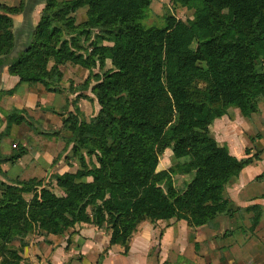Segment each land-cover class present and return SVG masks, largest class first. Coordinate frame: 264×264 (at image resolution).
<instances>
[{"label": "trees", "instance_id": "1", "mask_svg": "<svg viewBox=\"0 0 264 264\" xmlns=\"http://www.w3.org/2000/svg\"><path fill=\"white\" fill-rule=\"evenodd\" d=\"M20 1L0 3V98L5 65L21 81L57 91L60 64L71 62L89 69L80 86L92 85L100 108L63 116L78 168L51 174L60 192L51 179L8 178L2 164L27 148L18 143L5 153L1 142L13 125L37 119L0 105V264H21L33 233L61 234L80 221L126 246L140 220L185 218L196 226L229 213L225 186L248 160L231 154L210 126L230 107L249 116L264 96V0H173L193 16L169 14L163 26L143 21L151 0H45L31 42L11 58V14L23 9ZM167 148L175 163L159 170ZM175 175L189 176L182 188Z\"/></svg>", "mask_w": 264, "mask_h": 264}, {"label": "crops", "instance_id": "2", "mask_svg": "<svg viewBox=\"0 0 264 264\" xmlns=\"http://www.w3.org/2000/svg\"><path fill=\"white\" fill-rule=\"evenodd\" d=\"M44 5L45 0H24L23 9L11 14L14 52L25 49L31 42ZM60 68L64 73L60 89L47 91L10 74L8 65L3 67L1 88L13 92L5 93L1 106L24 107L37 119L36 126L42 125L37 133L25 138L20 132L21 125L15 124L10 136L2 140L1 149L5 153L12 152L18 143L27 148L15 162L2 164L8 178H45L78 168L76 163L67 164L66 155H69L71 144L60 155L68 132L54 130H61L63 116L73 111L72 100L79 98L81 105L91 100L97 109L99 106L97 100L91 99L94 96L91 85L89 88L80 86L88 77V69L70 63ZM79 71L84 72L81 80L76 76ZM47 130L51 136L58 134L52 136L54 140L40 141L41 136L49 134ZM211 130L231 154L248 160L239 175L225 186V196L231 201L229 213L218 214L212 221L196 226L190 225L185 218L140 220L127 247L112 244L110 230L92 221H80L61 234L28 236L21 264H264V96L259 98L256 110L249 116L234 109V113L215 118ZM33 141H40L39 146H44L42 151H34ZM38 160L48 163L45 172L24 175L29 167L37 171Z\"/></svg>", "mask_w": 264, "mask_h": 264}, {"label": "rangeland", "instance_id": "3", "mask_svg": "<svg viewBox=\"0 0 264 264\" xmlns=\"http://www.w3.org/2000/svg\"><path fill=\"white\" fill-rule=\"evenodd\" d=\"M0 3H2L4 5H20L21 1L20 0H0ZM23 3H24V0H23ZM169 14L170 15H173L177 19L188 20L189 18H191L193 16V10L190 9V8H188L187 6H184V5H181L179 3L174 2L173 0H151V3H150V5H149V7H148V9L146 11V15L143 18V21H144V23H146L148 25L163 26L165 24L166 15H169ZM12 28H13V26H12ZM94 39H95V37H94V34L93 33L89 34L87 37H83V39L81 40V42H82V45L84 46V48L85 47L86 48L87 47L88 48H91V42H93ZM67 63L74 64V63H71V62H66V63L60 64V66H63L64 64H67ZM74 65H80V64H74ZM80 66H82V65H80ZM111 66H112V61H111V59L108 58L106 60V67L105 68H109ZM82 67H84V66H82ZM84 68H86V67H84ZM86 69H88V68H86ZM68 70L70 71V69H67V71ZM78 73L79 74H77L76 76H77L78 80H81L84 72L79 71ZM92 84H94V83H92ZM4 96H5V91L3 92V95H1L0 105H1V102H3ZM93 98L95 100H97V97L95 95L93 96ZM78 99L72 100L73 101V104H71V106L73 107V111L75 113H78V115H79L80 118H82L84 116L89 117L90 115H92L94 112H96L100 108V104L99 103H98L99 108L97 109V105L94 102H92L91 100H88V101L84 102L81 105V104L78 103V101H79ZM68 105H69V103H68ZM82 106H83V109L81 108ZM10 108L11 107L6 108V109H10ZM233 108L234 107H230L227 110V113H234V109L235 110H239L238 107H235L234 109ZM44 110H46V109L44 108L43 111ZM63 113H65V112H63V110H60V114L63 115ZM68 115H69V113L67 112L66 116H68ZM31 122L32 121H30V122H23V123L19 124V125H21L20 132L23 133L22 135H24L25 138L27 137V135L28 136H33V132L37 133L38 132L37 130H39L40 129V126H42V125L38 124V127H37L36 124L34 125V123L32 124ZM4 126H5V124H4ZM3 129H4V127H1L0 128V131H2ZM62 130L67 131L68 132V136H69V134H71L70 131L67 130V129H63L62 128L60 131H62ZM210 132L213 135L212 130H211V126H210ZM58 133H54V134H52V136H56ZM9 136H10V134L7 137H9ZM52 136H51L50 133L49 134H45V135H43V136L40 137V141L45 140V139H47V140H50V139L54 140V138ZM7 137L3 138V140L6 139ZM67 137L64 138V142L60 138L61 141L63 142V144H62L63 146L61 148L60 155H63V153H65V150L69 147L68 146L66 148ZM40 141L38 143H35V141L32 142L34 151L36 149L41 150V147H44V146H41V147L39 146L40 145ZM72 145L73 144H71V149L69 150V155H66L67 164H74V163H76L78 165L77 156L74 155V153H73ZM70 159L72 161H70ZM93 159L97 162V158L95 156L93 157ZM32 163L34 164V162H32ZM32 163H30V164H32ZM174 163H175V158L173 156V152H172V150L170 148H167V149H165V151L160 156L159 164H158V169L161 170V169H164V168H169V166L173 165ZM37 164L39 166L37 168V171H35V170H33L32 168L29 167L28 170L24 172V175H32V174H34V172H38V171L39 172H41V171L45 172L44 170H46L47 167H48L47 166L48 163L47 162H44V161H39L38 160L37 161ZM174 178H175V185L178 188H182L183 185H184V182L187 179H189V176H187V175H175ZM49 179H51V181H52L51 187L55 191H58L57 190L58 187H57L55 181L52 180L51 175L45 177L44 178V181L48 182ZM60 192H61V190H60ZM32 196H33L32 193L31 194H26L25 195V198L27 199V201H29L32 198ZM144 220H149V219H144Z\"/></svg>", "mask_w": 264, "mask_h": 264}, {"label": "water", "instance_id": "4", "mask_svg": "<svg viewBox=\"0 0 264 264\" xmlns=\"http://www.w3.org/2000/svg\"><path fill=\"white\" fill-rule=\"evenodd\" d=\"M17 53L16 52H14V50H13V52H12V54H10V57L12 58L14 55H16Z\"/></svg>", "mask_w": 264, "mask_h": 264}]
</instances>
